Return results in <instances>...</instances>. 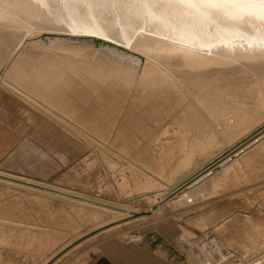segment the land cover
<instances>
[{"label":"bare ground","instance_id":"bare-ground-1","mask_svg":"<svg viewBox=\"0 0 264 264\" xmlns=\"http://www.w3.org/2000/svg\"><path fill=\"white\" fill-rule=\"evenodd\" d=\"M243 7L209 9L156 0L147 5L137 0H0V73L19 83L6 82L7 86L13 90L25 86L39 102L61 88L57 105L68 102L75 112L88 108L83 103L87 99L80 97L81 86L94 91L104 86L109 90L102 94L104 104H91L85 122L96 125L106 120L116 125L121 115L142 122L150 119L154 128L142 134L147 137L170 118V124L178 125L175 135L191 137L200 150L210 151L221 136L235 142L264 125V18L247 15ZM256 146L264 148V136L246 151ZM227 174L223 169L211 174L195 193L179 195V202L203 195ZM0 175L51 187L32 178L1 171ZM150 182L142 181L143 190ZM59 191L90 200L71 198L79 203L129 218L126 222L151 217L155 210L132 217V212H142ZM253 256L235 264L264 263V250Z\"/></svg>","mask_w":264,"mask_h":264},{"label":"rangeland","instance_id":"rangeland-1","mask_svg":"<svg viewBox=\"0 0 264 264\" xmlns=\"http://www.w3.org/2000/svg\"><path fill=\"white\" fill-rule=\"evenodd\" d=\"M2 72L1 172L136 212L155 210L151 217L126 222L129 218L70 197L0 181V249L5 252L0 254V264L5 254L13 252L19 258L9 264H56L91 245L122 238L136 226L160 222L194 230L193 236L203 231L219 233L226 256L222 264L242 262L252 249L254 254L264 250V215H260L264 211L256 208L250 195L264 186V148L258 150V145L246 151L264 136V125L235 142L219 137L210 146L211 153L195 146L193 138L175 135L178 125L170 124V118L147 137L142 134L154 128L150 119L142 122L139 117L121 115L116 125L106 120L96 125L89 124V119L85 122L91 104H104L102 94L109 93L104 86L98 91L81 86L80 97L87 99L81 101L88 108L75 112L68 102L57 105L61 88L49 100L35 101L25 86L18 85L19 90L7 86L19 83H12ZM71 98L77 94L71 93ZM222 169L228 170L227 176L203 195L179 202L182 193H195L199 184L209 182ZM149 180L150 188L143 190L142 181Z\"/></svg>","mask_w":264,"mask_h":264},{"label":"crops","instance_id":"crops-1","mask_svg":"<svg viewBox=\"0 0 264 264\" xmlns=\"http://www.w3.org/2000/svg\"><path fill=\"white\" fill-rule=\"evenodd\" d=\"M250 195L256 208L264 211V186L256 189L254 194L250 193ZM260 215H264V213ZM189 231L194 233V230H184L177 224L165 222L136 226L127 231L122 238L96 246L91 245L67 259L55 263L222 264L225 261L224 244L218 240L220 237L219 233L216 234L214 231L197 233L195 231L197 236V239H195L196 236L191 235ZM214 239H217L215 240L216 242L212 241ZM262 246H264V243ZM254 251L256 249H252L248 257L253 256ZM2 252L5 253L1 248L0 254ZM4 256L3 264H9L11 261L17 263L19 258L16 252L7 253ZM255 256L256 258L258 257L257 254H254L253 257Z\"/></svg>","mask_w":264,"mask_h":264},{"label":"snow or ice","instance_id":"snow-or-ice-1","mask_svg":"<svg viewBox=\"0 0 264 264\" xmlns=\"http://www.w3.org/2000/svg\"><path fill=\"white\" fill-rule=\"evenodd\" d=\"M139 3L151 4L153 0H137ZM159 3H179L187 5H204L209 9L233 8L246 11L247 15L264 18V0H156ZM227 16L228 14L225 13Z\"/></svg>","mask_w":264,"mask_h":264},{"label":"water","instance_id":"water-1","mask_svg":"<svg viewBox=\"0 0 264 264\" xmlns=\"http://www.w3.org/2000/svg\"><path fill=\"white\" fill-rule=\"evenodd\" d=\"M0 178L6 179V180H9V181H13V182H16V183L24 184V185H27V186H30V187H33V188H36V189L43 190V191H47V192H51V193L67 196V197H70V198H77V199H81V200H85V201H90V200H87V199H84V198H81V197H77L75 195H71L69 193H64L62 191H59V190L51 188V187H46V186L38 185V184H35V183H29V182H26V181H21L19 179H15V178H12V177H7V176H4V175H0ZM146 214L150 215L151 213L150 212H142V213L132 212V217H138V216L146 215Z\"/></svg>","mask_w":264,"mask_h":264}]
</instances>
